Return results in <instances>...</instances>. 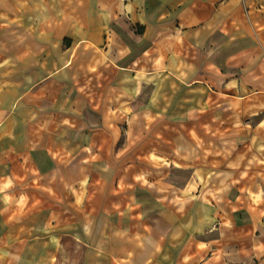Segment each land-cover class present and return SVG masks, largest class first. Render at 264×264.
I'll return each mask as SVG.
<instances>
[{
  "label": "crops",
  "instance_id": "1",
  "mask_svg": "<svg viewBox=\"0 0 264 264\" xmlns=\"http://www.w3.org/2000/svg\"><path fill=\"white\" fill-rule=\"evenodd\" d=\"M0 264H264V0H0Z\"/></svg>",
  "mask_w": 264,
  "mask_h": 264
}]
</instances>
